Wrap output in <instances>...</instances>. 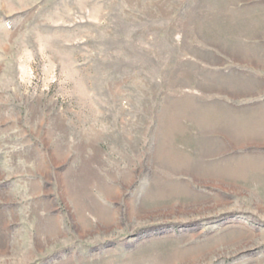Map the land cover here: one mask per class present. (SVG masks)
<instances>
[{
  "label": "rangeland",
  "instance_id": "obj_1",
  "mask_svg": "<svg viewBox=\"0 0 264 264\" xmlns=\"http://www.w3.org/2000/svg\"><path fill=\"white\" fill-rule=\"evenodd\" d=\"M263 117L264 0H0V264H264Z\"/></svg>",
  "mask_w": 264,
  "mask_h": 264
},
{
  "label": "bare ground",
  "instance_id": "obj_2",
  "mask_svg": "<svg viewBox=\"0 0 264 264\" xmlns=\"http://www.w3.org/2000/svg\"><path fill=\"white\" fill-rule=\"evenodd\" d=\"M263 118H264V117H263ZM262 121H263V120H262ZM256 122H257V121H256ZM259 122H260V121H259ZM249 123H251V122H249ZM244 124H245V123H244ZM244 124H243V125H244ZM239 125H240V124H239ZM262 125H263V124H262ZM241 126H242V125H241ZM241 126H240V127H241ZM252 126H253V124H252ZM260 126H261V125H260ZM243 127H244V126H243ZM250 127H251V125H250ZM245 128H247V127H245ZM251 128H252V127H251ZM251 128H250V129H251ZM259 128H260V127H259ZM259 128H258V129H259ZM236 129H237V127H236ZM234 130H235V129H234ZM243 130H244V129H243ZM248 130H249V129H248ZM253 130H254V128H253ZM238 131H241V128H239V126H238ZM245 131L247 132L246 129H245ZM260 131H262V130H260ZM241 132H243V131H241ZM243 133H245V132H243ZM181 162H183V161H181ZM185 162H186V161H185Z\"/></svg>",
  "mask_w": 264,
  "mask_h": 264
},
{
  "label": "crops",
  "instance_id": "obj_3",
  "mask_svg": "<svg viewBox=\"0 0 264 264\" xmlns=\"http://www.w3.org/2000/svg\"><path fill=\"white\" fill-rule=\"evenodd\" d=\"M0 172H1V170H0ZM15 178H19V177H15ZM39 180V179H38Z\"/></svg>",
  "mask_w": 264,
  "mask_h": 264
}]
</instances>
